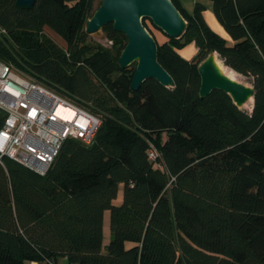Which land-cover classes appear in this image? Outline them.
<instances>
[{"label":"trees","instance_id":"trees-1","mask_svg":"<svg viewBox=\"0 0 264 264\" xmlns=\"http://www.w3.org/2000/svg\"><path fill=\"white\" fill-rule=\"evenodd\" d=\"M171 1L186 29L156 54L175 85L132 90L135 64L118 65L125 35L102 27L112 52L84 32L101 1L0 0V61L101 120L90 143L65 140L43 176L1 158L0 264H264V0H210L230 40L201 0L188 15ZM189 41L196 60L178 51ZM215 51L255 88L250 111L221 90L199 97L197 64Z\"/></svg>","mask_w":264,"mask_h":264},{"label":"built area","instance_id":"built-area-1","mask_svg":"<svg viewBox=\"0 0 264 264\" xmlns=\"http://www.w3.org/2000/svg\"><path fill=\"white\" fill-rule=\"evenodd\" d=\"M5 30L0 29V33ZM0 161L7 156L43 176L69 138L93 141L101 120L71 99L0 61ZM152 150V159L158 157Z\"/></svg>","mask_w":264,"mask_h":264},{"label":"water","instance_id":"water-1","mask_svg":"<svg viewBox=\"0 0 264 264\" xmlns=\"http://www.w3.org/2000/svg\"><path fill=\"white\" fill-rule=\"evenodd\" d=\"M34 2L15 0V5L24 10L31 8ZM180 14L171 0H101L100 6L86 19L84 32L98 35L104 25L111 23L114 31L125 35L126 44L118 55V65L119 68H126L135 64L130 79L132 90H138L146 79L156 80L165 87H174L172 76L158 61L157 43L145 29L142 19L149 18L157 29L177 40L186 29V21ZM219 60L215 51L197 64L199 97L203 99L212 91L221 90L230 96L238 109H242L253 100L255 88L227 76L218 64Z\"/></svg>","mask_w":264,"mask_h":264},{"label":"rangeland","instance_id":"rangeland-1","mask_svg":"<svg viewBox=\"0 0 264 264\" xmlns=\"http://www.w3.org/2000/svg\"><path fill=\"white\" fill-rule=\"evenodd\" d=\"M101 0H97V4L100 2ZM142 23L143 25L146 27L145 29L149 31V33L153 36V38L155 39L154 41L156 43H161L162 41L164 42V40H167L168 37L160 30L157 29V27H155L153 25V23L151 22V20L149 18H143L142 19ZM100 33L98 35H88V41L93 42V43H97L100 44L108 49H110L112 52L114 51V42L112 39H110L106 33L104 31H99ZM58 42H60L59 38H58ZM61 44L62 41L60 42ZM179 53H181V55H184L186 57H188V60H196V55L197 53V47L195 46L194 41H189V43L187 44H182L180 46V48H178ZM222 62V60H221ZM223 63V62H222ZM238 74V73H237ZM239 75V74H238ZM240 77V81H243L247 84H250L249 80L247 77L243 76V75H239ZM251 85V84H250ZM247 106H244L243 108L250 111L253 107V101H250L246 104ZM122 185L119 186L118 189V193L116 194L117 197L113 200L114 204H119L121 203L122 200ZM103 241H102V250L105 251L106 245L108 244L112 233H110L111 229H110V225H109V211L106 210L104 212V217H103Z\"/></svg>","mask_w":264,"mask_h":264},{"label":"crops","instance_id":"crops-1","mask_svg":"<svg viewBox=\"0 0 264 264\" xmlns=\"http://www.w3.org/2000/svg\"><path fill=\"white\" fill-rule=\"evenodd\" d=\"M178 5L182 8V10L188 15L193 12L195 0H176ZM204 4V10L202 15L204 16V20L206 21L207 25L219 33L224 39H229L228 33L225 31L224 27L218 21L216 15L213 13L212 10V2L210 0H201ZM181 54V53H180ZM184 58L188 59V57L182 55ZM61 263H65V260L61 259ZM28 264H39L37 262H29Z\"/></svg>","mask_w":264,"mask_h":264},{"label":"bare ground","instance_id":"bare-ground-1","mask_svg":"<svg viewBox=\"0 0 264 264\" xmlns=\"http://www.w3.org/2000/svg\"><path fill=\"white\" fill-rule=\"evenodd\" d=\"M218 64H220V66H221L223 72H224L227 76L229 75L230 77H233V78H235V79L238 80V81L241 80V79L239 78L240 76H239L237 73H235L231 68H229V67H227L225 64H223L220 60L218 61ZM245 106H247V105H245Z\"/></svg>","mask_w":264,"mask_h":264}]
</instances>
